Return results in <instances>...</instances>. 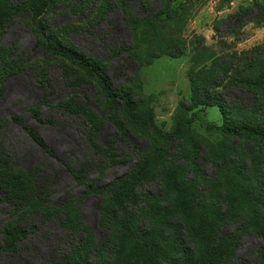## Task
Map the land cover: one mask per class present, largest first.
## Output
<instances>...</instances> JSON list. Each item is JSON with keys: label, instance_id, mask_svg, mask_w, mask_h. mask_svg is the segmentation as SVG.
Segmentation results:
<instances>
[{"label": "rangeland", "instance_id": "1", "mask_svg": "<svg viewBox=\"0 0 264 264\" xmlns=\"http://www.w3.org/2000/svg\"><path fill=\"white\" fill-rule=\"evenodd\" d=\"M110 2L116 8L106 16L107 0L76 1L71 7L60 0L44 20L57 35H62L66 45L97 59L116 89L132 92L137 117L150 109L155 125L163 134L152 133L147 124H127L128 139L114 144L115 156L123 159L108 163L97 156L86 141L82 117L66 115L49 104H56L64 97L67 100L73 98L75 102L89 104L98 116L104 117L102 101L91 85L77 90L67 87L62 71L52 61L48 63L49 87L46 92L37 84L33 69L6 85L0 97V149L26 172L43 165L42 178L50 183L53 205L61 204L69 197L79 199L86 190L68 167L78 171L85 162L89 163L87 179L104 185L132 170L148 151L161 149L166 155V164L160 168H167L169 172L165 175L158 171L153 180L143 184L142 191L165 196L172 205L181 203L185 192H189L185 200L194 202L200 198L208 209V214H191L192 226L180 222L178 217L171 219V224L176 226V235L184 242V249L176 250L170 245L166 249L170 262L165 264H186L182 259L183 255L187 256L184 252H194L196 247L199 264H264V145L207 129L209 125L230 124L229 120L238 124L245 118L251 119L248 112L257 98L238 86V81L245 78L241 71L245 66V50L258 46L264 53V18L257 15L258 9L264 7V0H175L173 6L181 7L179 14H173L172 20L157 26L159 38L171 43L164 41L161 45L164 53L139 68L136 62L128 59L124 50L133 46L135 33L145 45L142 46L144 53L154 49L156 39L143 19L167 11L168 0ZM27 20V13L20 14L0 36V48L6 51L5 56L9 54L6 57L9 62L19 57L39 58L43 55L36 47ZM168 36L179 37L181 43ZM152 38L153 43H150ZM172 47H177L183 54L179 57L167 55ZM225 63V67H233L230 77L237 81H227L216 92L229 116L223 115L217 107L187 111L185 105L192 99L189 75L205 70V67H216L214 75L220 79L217 67ZM37 103L41 104L42 117L54 124H40L32 118L29 109ZM261 106L264 116V103ZM192 113L195 115L190 128L181 127L176 132L178 121L190 118ZM15 116L21 117L41 135L51 153L34 144L21 126L12 122ZM115 134L114 125L105 119L99 141L104 143ZM226 159L238 161L236 171L231 165L224 164ZM223 164L225 168L221 170ZM229 172L232 176H228ZM236 172L245 173V193L234 187L229 189L227 185V176L232 182L239 178L233 177ZM101 204L99 196L91 195L79 206L82 222L92 229L91 247L99 245L108 235L99 226ZM8 210V205L0 201V226L9 217ZM147 221L139 219L138 227L147 229ZM178 222L184 227L179 228ZM187 227L197 233L196 244L187 239L188 235L192 236ZM199 228L206 229L205 236L198 234ZM231 235L238 240L226 247L225 237ZM75 240L77 236L62 231L60 221L55 217L50 225H42L40 232L26 243L28 247H35V252L0 254V264H50L56 249L64 252L68 243ZM216 244L221 246L211 259Z\"/></svg>", "mask_w": 264, "mask_h": 264}, {"label": "trees", "instance_id": "2", "mask_svg": "<svg viewBox=\"0 0 264 264\" xmlns=\"http://www.w3.org/2000/svg\"><path fill=\"white\" fill-rule=\"evenodd\" d=\"M59 1L0 0V36L16 20L17 16L27 13V23L34 33L36 47L43 52L39 58H33L34 56L30 55L9 62L7 59L9 54L5 56L6 51L0 48V97L10 80L18 79L31 69L36 73L37 84L46 92L49 87L48 63L53 61L62 71L67 87L77 90L85 85L93 86L95 94H98L102 101L104 117L98 116L89 104L75 102L73 98L67 100L64 97L58 103L49 105L66 115L82 117V124L86 129L85 138L93 152L103 157L108 163H117L118 159L123 158L115 156L114 144L128 139L127 124H147L152 133L158 136H161L163 132L155 125L154 115L150 109L139 117L135 115L132 92L116 89L97 59L66 45L62 35H57L46 25L44 18L58 6ZM61 1L68 7L76 1L82 3V0ZM174 1L168 0L167 11H161L143 19L147 29L153 32L156 39L154 49L146 50L147 53H144L142 46L145 47V45L141 43L139 34L135 33L133 46L124 50L128 59L138 64V68L145 63L150 64L164 53L161 48L164 41L171 43L164 38H159L160 32L157 26L169 22L174 15L179 14L181 7L180 5L174 7ZM115 8L116 5L107 0L105 14ZM257 15L264 18L263 6L258 9ZM142 36L145 37V34ZM154 38L150 43H153ZM168 38L181 43L179 37L168 36ZM182 46H184L183 43ZM170 49V54L167 55L171 57H179L183 54L177 47ZM225 65L226 63L217 67L221 74H219L220 79L215 78L216 67H205V70L189 75L192 99L185 105L187 111H193L198 107H217L223 115L229 116L222 98L216 92L227 81L230 83L237 81L230 77V70L233 67L227 68ZM241 69L245 73V78L238 81V86L245 88L257 98L248 112L251 119L245 118L238 124L229 120L230 124L222 127L209 125L207 129L222 131L230 138L264 145V116L261 106L264 103V53L261 47L245 50V66ZM40 105L37 103L29 109L32 118L40 124H54L52 120L42 117ZM194 115L195 113H192L190 118L178 121L176 132H179L181 127L189 129L194 122ZM105 119L112 122L116 134L101 143L99 138L105 126ZM12 122L19 124L34 144L46 153H51L41 135L33 127L26 125L21 117H13ZM236 163H238L237 160L226 159L224 164L228 167L231 165L236 171ZM164 164H166L164 151L161 149L148 151L147 154L141 156V160L132 170L104 185H98L87 179L89 163L85 162L78 171L68 167L77 182L86 186V190L79 199L69 197L61 204L53 205L51 204L50 183L42 178L43 165H38L30 172H26L18 168L15 160L0 149V201L9 207V217L0 226V254L15 255L24 250L35 252L36 248L28 247L26 243L31 236L40 232L42 225H50L53 219L58 217L62 231L77 236V240L69 242L68 249L64 252L56 249L54 252L56 254L49 260L50 264H165L169 261L166 249L170 245L176 250L184 249V242L176 235V226L171 224V219L178 217L180 222L192 226L191 214H208V209L200 198L194 202L185 200L189 192H185L181 203L172 205V202L167 201L165 196L142 191L143 184L153 180L158 171H162L161 173L165 175L169 172L167 168H160ZM224 164L221 170L222 167L225 168ZM105 165L106 163L101 164V173ZM228 176H232V173L229 172ZM227 177L226 182L229 189L234 187L245 193L244 172H236L233 177L239 178L233 182ZM91 195H97L102 200L99 226L108 234L106 239L95 247L89 244L90 237L93 236L92 229L85 225L79 216V206L82 200ZM139 219L148 220L147 229L142 230L138 227ZM180 222H178V227H184V224ZM199 229L198 234L205 236L206 229ZM187 232L192 233V236L188 235L187 239L196 244L197 233L192 230V227H187ZM262 235L264 238V233ZM237 240L234 235L225 237L226 247H231ZM220 246V244L215 245V250L210 255L211 259H214ZM184 253L187 256L183 255L182 259L186 264H199L197 247L194 252Z\"/></svg>", "mask_w": 264, "mask_h": 264}]
</instances>
